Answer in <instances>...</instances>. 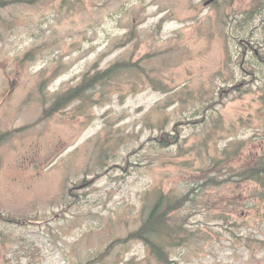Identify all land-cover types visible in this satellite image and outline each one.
<instances>
[{"label": "rangeland", "instance_id": "374dc122", "mask_svg": "<svg viewBox=\"0 0 264 264\" xmlns=\"http://www.w3.org/2000/svg\"><path fill=\"white\" fill-rule=\"evenodd\" d=\"M205 1L0 7V264H161L127 239L157 189L189 195L165 264H264V187L236 174L264 154V0Z\"/></svg>", "mask_w": 264, "mask_h": 264}, {"label": "trees", "instance_id": "16d2710c", "mask_svg": "<svg viewBox=\"0 0 264 264\" xmlns=\"http://www.w3.org/2000/svg\"><path fill=\"white\" fill-rule=\"evenodd\" d=\"M13 1L17 0H0V7L10 4ZM28 1L33 2V0ZM244 48L251 52L253 47H250L251 50L247 46ZM126 66H132V64L115 62V64L107 69H100L94 73L85 72L78 84L62 90V92H59L54 97L50 111L61 109L74 103V101H80L81 107L86 106L92 99V93L95 91L96 86L98 84H106L117 73L128 70L129 68ZM232 87L233 89H237L238 85ZM156 140L162 147H167L176 142V138L172 134L170 135L169 132L164 131H161V135ZM229 152V149L226 148L223 151L224 155H229ZM236 174L238 176L240 175L242 180H251L256 183L257 189H262L264 187V154L256 157L252 165H247L245 168L239 169ZM190 192H193V189ZM157 193L150 205H144L143 221L136 231L128 234L127 239L144 242L149 253L152 256L154 255L161 264H165L169 262L168 260L171 255L168 249L181 244L185 236L184 229L181 228V225L174 223L170 215L185 205L186 201L189 200V195L186 193L184 196L178 195L172 197L168 193L160 191V189H157ZM7 217L15 219L8 215L5 216L0 212V219L6 220Z\"/></svg>", "mask_w": 264, "mask_h": 264}, {"label": "water", "instance_id": "95a60500", "mask_svg": "<svg viewBox=\"0 0 264 264\" xmlns=\"http://www.w3.org/2000/svg\"><path fill=\"white\" fill-rule=\"evenodd\" d=\"M214 2V0H206L205 2H204V5H208V4H211V3H213Z\"/></svg>", "mask_w": 264, "mask_h": 264}]
</instances>
